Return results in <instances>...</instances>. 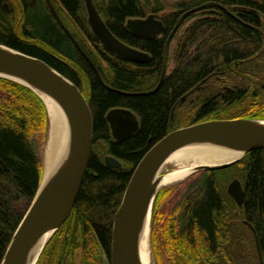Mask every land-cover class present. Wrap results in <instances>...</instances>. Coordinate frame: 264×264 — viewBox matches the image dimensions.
Segmentation results:
<instances>
[{
    "label": "trees",
    "instance_id": "1",
    "mask_svg": "<svg viewBox=\"0 0 264 264\" xmlns=\"http://www.w3.org/2000/svg\"><path fill=\"white\" fill-rule=\"evenodd\" d=\"M51 2L86 55L46 0H0V43L40 57L63 73L79 87L93 116L91 153L72 212L36 264L45 259V264H73L79 249L81 264H100L101 256L110 261L114 216L134 168L155 143L183 122L264 118V0H178L161 18L164 34L151 38L133 34L126 21L163 10L161 0H93L119 39L150 55L142 63L124 59L102 43L89 23L85 0ZM188 21L177 38L175 66L154 90L164 60L171 58L167 37ZM115 108L137 115L136 132L113 137L106 116ZM47 122L46 106L35 91L0 76V264L41 181L43 160L34 133L45 134ZM107 154L122 166H106ZM237 163L244 166L241 206L226 189L221 192L216 178L217 171ZM156 205L153 246L158 256L156 233L163 230L167 264H253L235 252L244 246L238 219L250 232L243 219L255 227L264 249V149L205 171L200 194L180 199L172 220L157 222L162 219Z\"/></svg>",
    "mask_w": 264,
    "mask_h": 264
},
{
    "label": "water",
    "instance_id": "2",
    "mask_svg": "<svg viewBox=\"0 0 264 264\" xmlns=\"http://www.w3.org/2000/svg\"><path fill=\"white\" fill-rule=\"evenodd\" d=\"M46 1L61 26L76 46L86 55L78 41L61 20L51 0ZM85 5L89 23L94 33L107 48L118 56L135 63L150 60V55L146 51L127 44L110 30L97 11L93 0H85ZM126 27L133 34L142 38L160 36L165 31L163 21L158 19L154 13H150L146 17L128 18ZM174 31L175 29L169 33L166 44L172 38ZM86 57L97 71L99 78H101L95 64L88 56ZM165 73L166 65L164 63L159 83L154 90L161 85ZM0 76L13 79L30 87L42 98L46 107L47 103L39 90L52 96L65 112L69 123L70 149L67 172L64 175H58L51 185L41 192L39 191L41 185L39 186L34 200L19 223L1 261V264H21L30 246L49 229L56 231L71 214L91 153L93 116L87 99L78 86L40 57L0 43ZM106 118L110 123L112 135L115 139H122L136 132L139 128L138 117L130 109H111ZM48 120H50L49 114ZM261 120L264 119L238 117L202 121L170 131L155 143L134 168L124 191L120 207L115 214L110 264H139L137 256L138 227L150 201L152 200L153 203L158 192L156 188L159 180L153 182L151 180L157 168L170 152L191 141L218 140L243 150V157L247 152L264 149V125L258 122ZM242 157L202 169L227 167ZM104 163L109 168H120L122 166L121 162L110 154L104 157ZM227 189L237 204L241 206L245 198L241 181L234 178L228 184ZM244 223L253 233L260 263L264 264L257 231L248 220H244Z\"/></svg>",
    "mask_w": 264,
    "mask_h": 264
},
{
    "label": "bare ground",
    "instance_id": "3",
    "mask_svg": "<svg viewBox=\"0 0 264 264\" xmlns=\"http://www.w3.org/2000/svg\"><path fill=\"white\" fill-rule=\"evenodd\" d=\"M39 93L47 103L49 114L48 134L44 145L43 171L40 192L51 185L68 169L69 123L58 102L45 92ZM264 125V120L258 121ZM244 151L218 140H196L185 143L168 154L154 173L151 182L159 180L156 190L175 185L196 170L230 162L242 157ZM172 167H169V166ZM153 203L150 201L137 231V256L139 264H152L151 222ZM54 229L43 233L28 249L21 264H35L45 244L54 234Z\"/></svg>",
    "mask_w": 264,
    "mask_h": 264
},
{
    "label": "rangeland",
    "instance_id": "4",
    "mask_svg": "<svg viewBox=\"0 0 264 264\" xmlns=\"http://www.w3.org/2000/svg\"><path fill=\"white\" fill-rule=\"evenodd\" d=\"M176 1H178V0H161V2H163L164 9L161 10V11H157V12L153 11L151 13H154L155 16L158 19H161L164 15L168 14L171 11V7ZM189 23H190V21L186 22L184 25L178 27L177 29L175 28V31H174V34H173L172 38L168 41V44L170 43V50L169 51H170L171 58L168 61L164 60V63L166 65V73H165V75L171 73V71L173 70V68L175 66V62H174V59H173V54H174V51H175V48H176V45H177V42H178L177 38L180 35L183 34L184 29L189 25ZM162 34H160V36ZM46 110H47V107H46ZM47 115H48V113H47ZM250 118L251 119H264V118H259V117H254V118L250 117ZM215 119H233V118H213V119H207V120H215ZM207 120H205V121H207ZM198 122H202V121H197L195 123H198ZM195 123H193V124H195ZM183 124H184V122H183ZM183 124H181V126H179V128L184 127ZM185 126H188V125H185ZM48 127H49V120L47 122V127H46L45 134H41L40 130H38V129H35V133H34L35 137H36V140L38 142V145H39L38 148H39V153H40V157L42 158V160H43V154H44V145H45V141H46L47 134H48ZM245 155H246V153H245ZM121 164H122V162H121ZM169 167H172V166L170 165ZM242 167H244L242 164L237 163V164H235L234 167L232 166V168H230L228 170L217 171L216 178H217L218 184L221 186V189L223 190V191H221L222 193H224L225 189H226V191L228 193V189H227L228 188V184L234 178H237V179H239L241 181L240 177L243 175V170L241 169ZM215 169H220V168H215ZM207 170H209V169L196 170L195 172L190 174L186 179H184L180 183H177L175 185L162 187L156 193V196L159 193V197L157 198L158 199L157 200L156 196H155L154 201H153L152 222H151V232H150L152 264H167L168 263L167 260L169 258L168 251H165V250L162 251L161 250V246L162 245H163V248H164L163 242L165 243L164 238H163L164 237V231L163 230H162V232H161V230H159L156 233L157 246L159 248V255L157 256V254H155V250H154V246H153V239H152V226H153V214H154L155 203L157 204L156 205V208H157L156 215L159 218L162 219V220L158 219L157 222H160V223L163 224L164 221H166L167 218H169V220H172L173 215L175 213L174 211L179 206L180 199L186 198L188 196H198L200 194V181H201L203 173L205 171H207ZM41 181H42V177H41ZM41 181L39 183V186L41 185ZM39 186H38V188H39ZM242 186L244 188V185H242ZM38 188H37V190H38ZM36 193H37V191H36ZM36 193H35V195H36ZM35 195L32 198V201L34 200ZM231 198L234 199L232 196H231ZM32 201H31V203H32ZM236 213L238 214V211H236ZM238 223L241 224V226L239 225L238 229H239V232H240V236L244 237V246H240V248L236 249L235 252L241 253V254L244 253L245 255H247L246 256V260L247 261H251V263H253V264H261L260 260H259V256H258V252H257L254 236H253V233H251L252 231L250 232L244 227L243 223L241 222V219H238ZM161 226H160V228H161ZM158 228H159V226H158ZM249 230H251V229L249 228ZM240 240L242 241V239H240ZM44 247H43V249H44ZM43 249H42V251H43ZM262 252H263L262 255H263V260H264V249H262ZM81 254H82V250H80V249L77 250V252H76V254H75L74 258H73V264H81ZM45 261H46V259L41 264H45ZM99 263L100 264H110V261L108 262L106 257L104 258V256H101V258L99 259Z\"/></svg>",
    "mask_w": 264,
    "mask_h": 264
},
{
    "label": "flooded vegetation",
    "instance_id": "5",
    "mask_svg": "<svg viewBox=\"0 0 264 264\" xmlns=\"http://www.w3.org/2000/svg\"><path fill=\"white\" fill-rule=\"evenodd\" d=\"M163 34H164V33H163ZM163 34H162V35H163ZM242 185H243V183H242ZM244 191H245V189H244ZM244 220H246V219H243V222H244ZM222 251H224V250H222Z\"/></svg>",
    "mask_w": 264,
    "mask_h": 264
}]
</instances>
